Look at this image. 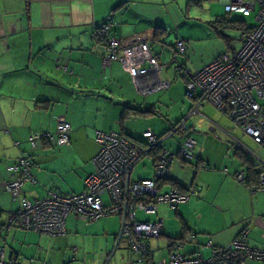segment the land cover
Returning <instances> with one entry per match:
<instances>
[{"label": "crops", "instance_id": "obj_1", "mask_svg": "<svg viewBox=\"0 0 264 264\" xmlns=\"http://www.w3.org/2000/svg\"><path fill=\"white\" fill-rule=\"evenodd\" d=\"M174 15L172 0H0V248L6 260L20 264H29L30 260L34 264H133L126 244L115 245L119 215L89 223L68 216L66 233L61 236L19 230L6 223L8 213L17 208L18 202L4 184L12 178L7 166L27 152L36 183L25 184L19 198L38 199L49 189L63 194L80 192L85 178L94 170L96 130L122 132L131 139L140 136L133 135L139 129L150 128L156 134L167 131H158L162 123L156 119L164 116L157 105L164 100L161 93L171 90V80L176 77L175 58L162 55L160 45L153 43L175 25ZM105 23L121 40L134 35L149 40L150 51L160 64L154 77L168 81L167 88L143 94L119 61L104 62V44L95 29ZM186 95L192 100L191 106L178 120L185 119V136L195 138V98L187 91ZM202 105L199 112L213 123L205 114L210 111ZM137 108L148 111L134 115ZM123 112L128 113L121 118ZM57 116L71 125L69 144L43 141L31 148L28 135L53 132ZM177 121H169V127ZM182 137L178 134L163 145L175 152ZM195 149L188 161L180 156L172 160L170 177L160 186L162 191L192 186L198 190L174 208L180 222L179 235L171 233L172 217L163 219L158 209L151 214L150 221L163 220L160 235L148 240L152 259L166 258L177 238L181 239L178 244L184 254L207 256V241L226 245L244 229H248L249 245L260 248L264 211L251 194L256 181L238 183L232 176L243 168L240 163L225 173L210 160L205 146L197 145ZM145 159L148 162L140 170L145 174L138 172L133 178L132 171L133 180L151 176L153 160ZM103 196L108 201L107 194ZM187 235L192 237L186 239ZM246 264L264 262L250 260Z\"/></svg>", "mask_w": 264, "mask_h": 264}, {"label": "built area", "instance_id": "obj_2", "mask_svg": "<svg viewBox=\"0 0 264 264\" xmlns=\"http://www.w3.org/2000/svg\"><path fill=\"white\" fill-rule=\"evenodd\" d=\"M223 10L229 14L240 13L244 16L255 12L257 23L245 33L239 50L223 53L200 70L189 73L186 91L195 98L193 109L199 115V123L206 119L199 112V107L203 103L211 104L224 113L244 135L264 148V0H223ZM95 34L104 44V62L119 61L141 93L148 94L168 87V81L156 80L154 77L160 64L150 51L149 40L143 35L121 40L110 33L107 23L97 27ZM185 51V41L177 40L174 58L177 59V54L182 55ZM177 69H182L180 62ZM187 130L184 118L165 134H156L148 128L137 139L114 130H96L98 150L92 158L94 170L85 178L83 190L63 194L49 189L43 197L33 200L19 198L25 184L36 183L31 170V155L23 152L7 166L12 178L4 184V188L18 202L17 208L8 213L7 226L61 236L66 233L68 216L89 223L117 214L120 216V227L115 245L121 242L126 244L133 255V264H246L250 260L264 262V233L260 235L262 246L254 248L247 241L248 229L242 230L226 245L217 246L212 241H207L206 246L210 248L207 256L201 253L184 254L177 243L166 258L152 259L148 240L160 235L163 220H139L137 212L140 210L146 215L155 214L157 206L162 203L176 208L191 195L197 194V186L184 192L176 188L166 191L160 189L161 184L170 177V164L176 156L184 161L194 157L196 140L191 136H184L175 152L163 145L165 140ZM70 131V123L64 117L57 116L53 132L30 133L27 142L31 148L42 140L67 145L70 142ZM251 153L256 159L255 165H260L262 171L259 184L251 188L253 192L258 188L264 189V158ZM143 158L153 160L151 176L133 180L131 173ZM232 177L238 183H245V169L238 170ZM106 194L108 201L103 199ZM191 237L192 235H187L186 239ZM72 251H75V247ZM0 264L20 263L17 260H6L0 248ZM29 264H34L33 260Z\"/></svg>", "mask_w": 264, "mask_h": 264}, {"label": "rangeland", "instance_id": "obj_3", "mask_svg": "<svg viewBox=\"0 0 264 264\" xmlns=\"http://www.w3.org/2000/svg\"><path fill=\"white\" fill-rule=\"evenodd\" d=\"M172 8L175 14V25L173 24L170 28L166 29V34H159L153 45H160L162 48V55H168L169 59H171L173 56L172 54H176V39L180 38L186 42V51L185 54H177V59H172L176 69V77L171 80V90L161 93L164 100H160L157 106L160 108L164 118L156 119L162 123L161 129L158 131H163L162 129L169 130V121H177L191 106L192 100L186 95V81L183 79L182 75L185 74L187 76L188 72L192 74L223 53H232L233 51L239 50L241 47L243 39L242 30L235 24L227 21V19L242 20L247 27H253L257 23L255 12L247 16L240 13L226 14L223 10L222 0H172ZM178 62L183 65L181 70H177ZM202 108H206L210 111V115L207 113L205 114L214 122L210 123L206 119V121L204 120L202 123H199L198 114L195 115L198 123L196 124V121L194 122L195 127L192 132L195 134L194 139L196 140V146H205L206 154L211 158L210 160L212 162L220 165L221 171L230 173L238 166L241 161L237 157V152H241V154L245 155V157L254 164L256 159L251 152L264 158V148L244 135L241 129L236 127L224 113L208 103H204ZM184 109L185 112H183ZM190 122L191 120L188 122V125ZM141 131L142 129H139L138 132L133 135L136 137ZM176 137H178V134H175V138ZM167 142H172V139L167 140ZM167 142L165 143L167 144ZM195 148L193 153L196 150ZM147 162L148 160L145 158L139 161V164H137L133 170V178L138 172L143 173L140 171L142 169L141 165ZM212 162L211 167L214 168L215 166ZM255 166L257 169H261L260 165ZM242 169H245V167ZM144 174L145 172L143 175ZM251 194L257 199L256 203L262 211H264V189L258 188L251 192ZM157 207L163 219L166 220L168 217L173 218H171L169 222L171 225V233L179 235L180 222L179 219L175 217L174 208H171L166 203L159 204ZM150 216L151 215H146L140 210L137 212L139 220H149L151 219ZM11 227L19 228L14 226ZM20 229L27 230L23 228H19V230Z\"/></svg>", "mask_w": 264, "mask_h": 264}, {"label": "trees", "instance_id": "obj_4", "mask_svg": "<svg viewBox=\"0 0 264 264\" xmlns=\"http://www.w3.org/2000/svg\"><path fill=\"white\" fill-rule=\"evenodd\" d=\"M226 13V12H225ZM226 14H228L229 15V13H226ZM227 21H229L230 23H233V24H235L239 29H241L242 30V36H244L245 35V33L248 31V30H250L252 27H247L246 26V24L244 23V21H242V20H238V19H234V20H230V19H227ZM234 52V51H233ZM232 52V53H233ZM228 53V52H227ZM185 54V53H184ZM176 58H177V56H176ZM183 66V65H182ZM188 74H189V72H188ZM182 77H183V79H185V81L187 82V80L189 79V77H188V75L186 76L185 74H183L182 75ZM135 111H134V115L136 114H142V113H145L146 111H148V110H140V109H134ZM127 113L128 112H123V114H122V116H121V118H124L126 115H127ZM179 121V120H178ZM178 121L176 122V123H178ZM176 123L174 124V125H176ZM174 125H172L171 127H170V129L169 130H171L173 127H174ZM169 130H167V131H169ZM167 131H165L164 133H161V134H165ZM122 133V132H121ZM122 134H124V133H122ZM181 136H185V134L184 133H179ZM125 135V134H124ZM175 137V135L172 137V138H174ZM182 137V138H183ZM172 138H169V139H172ZM168 140V139H167ZM43 141H46V140H42L41 142H43ZM40 142V143H41ZM165 147V146H164ZM238 149V148H237ZM237 157L240 159V164H241V166L244 168L245 167V170H246V180L248 181L249 179H251V180H253L254 182L256 181V183H257V185L259 184V177H260V174L262 173V171H258L257 170V167L255 166V164H253L250 160H248V158L247 157H245V155H243V154H241V152H237ZM169 179V178H168ZM246 180H245V183H247L246 182ZM249 186H251V185H249ZM251 187H253V186H251ZM181 192H184V191H186V190H180ZM179 241H181V239H179V238H177V239H174V241H172V243H171V245H174V244H177V243H179Z\"/></svg>", "mask_w": 264, "mask_h": 264}]
</instances>
